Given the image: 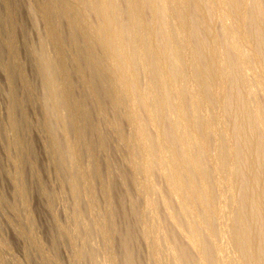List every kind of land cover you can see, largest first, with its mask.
I'll use <instances>...</instances> for the list:
<instances>
[{
    "label": "bare ground",
    "instance_id": "1",
    "mask_svg": "<svg viewBox=\"0 0 264 264\" xmlns=\"http://www.w3.org/2000/svg\"><path fill=\"white\" fill-rule=\"evenodd\" d=\"M202 1L48 0L42 7V15L49 18L52 11L57 8L68 18L70 24L78 29L82 43L88 45L92 42L100 47L97 62L101 71L114 82L117 91L115 98L109 97L110 101L115 106L124 105V116L127 119L125 120L136 138L133 159L136 154L140 161H134L136 159L130 161V167L135 173L133 175L136 176L139 171L142 178H136L141 181L138 187L137 184L134 186L144 193L143 205L147 209L153 206L148 192L152 189L155 195L153 187L159 190L163 184V189L161 187L159 191L163 190L165 198L163 197L162 202L160 199L157 200L159 205L160 202L162 205L164 203L163 206L171 210L169 214L168 209L167 212L164 210L169 218L165 220L175 223L174 226H184L181 227V231L168 230L166 236L163 235L164 231L162 234L160 230L162 236H165L164 239H167L168 251L166 249L165 251L170 253L168 256L171 257L172 264H216L220 261L217 262L216 255L221 257V264H264V100L251 103L243 87V101L240 105L237 104L240 109L239 116L228 120L224 117L226 122L223 123V117L217 114L223 103L225 105L230 102L229 94L232 89L234 90L231 67L251 58L255 53L259 55L255 59L257 70L254 71L255 81L264 96V7L259 0H210L213 7L228 8L229 13L233 11L235 15L234 20L230 19L234 22L233 26L229 24L226 26L225 23L221 31L216 29L218 35L215 32L217 37L221 33L224 38H235L230 46H226L228 52L230 50L238 52V49L242 48V52L235 56V60H228L220 57L218 53L220 46L217 44L221 40L217 43L212 37L207 41L202 36L214 35L212 28H215L211 27L213 22L211 21V24L208 18L210 14L206 12L208 8H205L207 5ZM56 3L58 7H55ZM209 8L212 10V6ZM218 14L222 16V12ZM169 15L175 18V22L171 19L174 27L170 26ZM226 15L228 16L227 13ZM48 35L57 46L61 44L58 34L51 26H48ZM200 37H204V40ZM183 49L186 51H182L185 57L181 53ZM38 60L39 71L48 74L46 86L55 91V74L51 72V62L43 55H40ZM90 62L93 66L94 62L92 60ZM182 71L189 73L187 76L189 94L181 86ZM193 73L198 79L194 80ZM142 76L146 79L145 85L146 83L148 85L146 89L140 85L141 78H144ZM57 86L59 91H63V85ZM105 96L102 98H106ZM102 98L100 100L103 108L104 106L106 108V100ZM61 104L62 101L54 100L52 105L57 110ZM210 107L216 109L215 119L221 123L219 129L216 128L215 119L210 115ZM147 125L153 126L152 130L146 127ZM216 131L220 132L221 136L211 144L206 135L215 134ZM75 138L67 152L72 160L76 159L79 153L77 146L81 137ZM58 149L62 158H66L63 145L62 147L58 145ZM132 153L131 151L130 156ZM207 160L210 166L206 167L204 164ZM98 164L96 163L93 171L102 180L101 189L108 210L111 211L115 204L122 203L135 212L130 190L124 186L123 191L118 192L116 181L114 183L112 179L103 177ZM155 171L162 176L160 177L163 183L160 187L152 181ZM220 179L226 180L228 202L237 208L227 229L220 219L216 222L224 207L217 190L214 194L215 186H220ZM152 183L156 186L152 187ZM247 188L252 190L250 196L241 193ZM71 191L78 204L77 185L74 179H71ZM238 192L240 196L237 195ZM245 207L251 209L244 210ZM158 212L159 210L156 213ZM128 221L126 218L125 222ZM177 226L175 229L179 227ZM151 232L146 226L142 227L138 235L131 229L126 230L122 246L127 254V264H134L133 248L138 239L150 241L147 244L152 248L151 257L154 264H163L158 258V239L161 234L157 232L159 236L155 232L159 237L156 235L152 238L150 235H154V232L150 234ZM182 232L183 235H187L185 236L187 244L179 239ZM161 241L163 242L162 238ZM231 249L233 257L229 258L227 251ZM193 254L197 257H193L195 256Z\"/></svg>",
    "mask_w": 264,
    "mask_h": 264
},
{
    "label": "rangeland",
    "instance_id": "2",
    "mask_svg": "<svg viewBox=\"0 0 264 264\" xmlns=\"http://www.w3.org/2000/svg\"><path fill=\"white\" fill-rule=\"evenodd\" d=\"M47 1L0 0V264H127V254L122 246V238L127 229L138 235L142 227L146 226L152 231L150 234L154 232V235L150 236L155 238L157 232L163 234L164 231L165 235L168 230L181 231L183 225L178 227L174 226L175 223L166 221L167 213L169 214L171 210L161 203L165 198L163 190L159 191L163 189V184L162 188L160 187L163 182L162 176L156 171L152 181L161 189L157 190L152 183L156 194L154 195L152 193L154 190L151 189L148 196L153 206L147 209L144 207V193L137 189L141 180H136L142 178V174L138 171L136 176L133 175L130 167V161L133 162L134 159L140 161L136 154L133 159L136 138L124 116V105L115 106L110 101V98H115L117 91L114 82L101 71L97 62L100 47L92 42L88 45L82 43L78 29L72 26L68 18L57 8L52 11L49 18H45L42 15V7ZM259 1L264 4V0ZM202 2L207 5L206 12L210 14L211 19L207 14L208 18L213 22L211 27L215 28H212L214 35L202 34L205 38L200 39L208 41L213 37L217 43L221 40L217 44L221 48H218L220 57L235 60V56L242 52V48L240 47L238 52L235 50L228 52L227 48L235 38H230V41L221 33L219 36L222 37L215 35L216 33L218 35V30L221 31L225 23L226 26H233L234 22L230 21L231 18L233 20L235 18L233 11L229 13L230 9L219 6L214 8L210 5V0ZM263 4L261 5L264 7ZM57 5L56 3L55 7ZM211 6L212 10L209 8ZM220 11L222 16L227 13L226 17L229 20L219 15ZM169 17V20L175 22L172 15ZM172 20L171 25L170 21L168 23L174 27ZM48 26L58 34L61 40L59 46L49 37ZM182 51L185 49L181 50L182 56L185 57ZM40 55L51 62V72L55 74L54 82L57 87L55 91L46 86L48 74L38 69ZM256 56L257 53L231 67L234 90L232 89L233 92L229 94L230 104L223 103L217 113L223 117V123L226 122L225 118L228 120L239 116L238 105L244 98L243 87L251 103L264 100L261 88L255 81L254 71H257L255 59L259 55ZM90 60L94 62L93 66L90 65ZM188 74L187 71L181 72V86L187 94L190 93L187 84ZM193 75L194 80L198 79L195 73ZM144 80L145 77L141 78L140 85L143 88L148 86ZM57 85H63V91H59ZM101 98L106 100L105 109ZM54 100L63 103L57 110L52 105ZM210 112L215 119L216 109L210 107ZM215 121L216 128L219 129L221 123L216 119ZM148 125L146 127H149ZM149 128L152 130L153 126ZM75 136L81 138L79 147L77 146L79 153L74 161L67 152L76 140ZM206 136L212 144L214 140L220 138L221 133L216 131L215 134ZM58 145L61 147L63 145L66 158H62ZM96 163H99L103 177L112 179L114 183L116 181L118 192L123 191L124 186L130 190L135 212L122 203H117L111 211L108 210L102 194V180L93 171ZM204 165L210 166V162L207 160ZM70 177L77 185L78 204L71 191ZM134 184H137V187ZM219 185L215 186L214 194L217 190L224 207L216 222L220 219L227 229L237 208L228 202L226 180L220 179ZM251 191L247 188L240 192L244 196L245 194L250 196ZM240 192L237 195L240 196ZM157 199H160V205ZM249 209L251 207H245L244 210ZM164 210L168 212L165 213ZM126 218L128 222H125ZM152 221L154 226L151 225ZM167 223L173 228L167 226ZM176 226L180 229H175ZM162 234L160 237L157 235L159 261L161 260L163 264H172L170 253H166L168 251L167 239H164L166 235ZM185 236L187 235H183L182 232L179 239L187 244ZM147 243L150 241L137 240V246L133 248L134 264H154L151 257L152 248ZM232 251L233 249L227 251L229 258L233 257ZM193 255L197 257L196 254ZM216 256L217 262L220 260L216 264H221V257Z\"/></svg>",
    "mask_w": 264,
    "mask_h": 264
}]
</instances>
